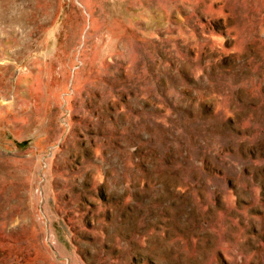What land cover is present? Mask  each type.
I'll list each match as a JSON object with an SVG mask.
<instances>
[{
    "label": "rangeland",
    "instance_id": "374dc122",
    "mask_svg": "<svg viewBox=\"0 0 264 264\" xmlns=\"http://www.w3.org/2000/svg\"><path fill=\"white\" fill-rule=\"evenodd\" d=\"M0 264H264V0H0Z\"/></svg>",
    "mask_w": 264,
    "mask_h": 264
}]
</instances>
